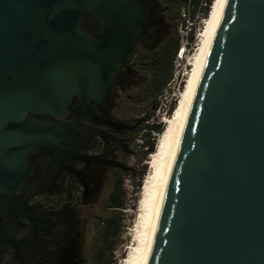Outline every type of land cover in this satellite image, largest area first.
<instances>
[{
    "label": "water",
    "instance_id": "95a60500",
    "mask_svg": "<svg viewBox=\"0 0 264 264\" xmlns=\"http://www.w3.org/2000/svg\"><path fill=\"white\" fill-rule=\"evenodd\" d=\"M129 0H0V202L77 97L110 102L138 47ZM95 17L98 36L86 31ZM147 264H264V0H226Z\"/></svg>",
    "mask_w": 264,
    "mask_h": 264
},
{
    "label": "flooded vegetation",
    "instance_id": "af4514ba",
    "mask_svg": "<svg viewBox=\"0 0 264 264\" xmlns=\"http://www.w3.org/2000/svg\"><path fill=\"white\" fill-rule=\"evenodd\" d=\"M129 1V19L142 23L138 47L118 75L114 98L83 105L73 97L60 119L31 114L57 125V133L51 146L38 145L27 155L21 186L0 202V264L95 263L113 246L111 211L124 203L123 181L134 170L129 159L144 121L129 110L134 99L128 90L138 73H153L156 45L183 0ZM96 21L85 13L82 26L98 36Z\"/></svg>",
    "mask_w": 264,
    "mask_h": 264
},
{
    "label": "rangeland",
    "instance_id": "374dc122",
    "mask_svg": "<svg viewBox=\"0 0 264 264\" xmlns=\"http://www.w3.org/2000/svg\"><path fill=\"white\" fill-rule=\"evenodd\" d=\"M203 10L202 0H199L198 4L193 3L192 0H183L177 3L172 12L167 35L156 45V52H163V58H167L173 52L172 44L178 43L173 59L172 77L165 87L160 89V91H156V85L158 84L152 73L140 72L134 80L133 86L128 90V93L134 99L129 102V110L135 112L144 121L138 128L134 152L129 159L130 165L134 170L125 175L123 181V207L119 210L111 211V216L115 218V221L119 222V232L113 237L112 248L104 251L101 255V262L110 261V264H125L122 259L127 256L130 247L135 243L133 240V229L137 215L139 193L143 179L148 171L147 161L150 155V153H144L145 148L142 143L145 140L142 135L151 130L147 127L148 125L162 123L164 127L163 119L168 117L175 107L179 93L184 88L187 73L192 68V66L187 64V58L197 47L198 34L204 23L201 18H206ZM182 47L185 48V52L182 57H179V51ZM150 132L155 137L156 144L160 133H156L153 130ZM93 252L96 253L97 258L98 250ZM95 263L97 264V261ZM95 263L91 259L87 264Z\"/></svg>",
    "mask_w": 264,
    "mask_h": 264
},
{
    "label": "bare ground",
    "instance_id": "6f19581e",
    "mask_svg": "<svg viewBox=\"0 0 264 264\" xmlns=\"http://www.w3.org/2000/svg\"><path fill=\"white\" fill-rule=\"evenodd\" d=\"M225 3L226 0H213L198 34L197 47L187 58V64L192 68L187 73L184 88L179 93L172 113L163 119V130L158 135L154 151L148 157V171L140 188L133 229L135 243L122 259L125 264H147L182 130Z\"/></svg>",
    "mask_w": 264,
    "mask_h": 264
},
{
    "label": "trees",
    "instance_id": "16d2710c",
    "mask_svg": "<svg viewBox=\"0 0 264 264\" xmlns=\"http://www.w3.org/2000/svg\"><path fill=\"white\" fill-rule=\"evenodd\" d=\"M193 3L198 4L199 0H192ZM213 0H206L205 3V7H204V14H206V16L208 15L210 6L212 4ZM172 54L167 57V58H163L164 53H159L156 52V65L154 66V71L152 73V76L156 79V83L158 85H156V91H160V89H162L163 87H165L166 83L171 79L172 77V71H173V59L175 56V52L177 51L178 48V43L175 42L174 44H172ZM168 55V54H167ZM157 106V104H156ZM149 129H151L150 131H155L156 133H160L163 130V125L162 123H156L153 125H148L147 126ZM146 132L142 135V137L144 138V142L142 143V146L145 148L144 153H151L154 151L155 148V137L151 135V132ZM119 207L122 208L123 207V203L120 202L119 203ZM119 222L117 221V223H115V218H112V234L113 236H115L118 232H119ZM97 264H110V261L107 262H101L100 259H98Z\"/></svg>",
    "mask_w": 264,
    "mask_h": 264
},
{
    "label": "built area",
    "instance_id": "2783aa9c",
    "mask_svg": "<svg viewBox=\"0 0 264 264\" xmlns=\"http://www.w3.org/2000/svg\"><path fill=\"white\" fill-rule=\"evenodd\" d=\"M205 1H206V0H202V4H203L204 7H205V5H206ZM201 20L204 21L203 18H201ZM179 52H180V56H179V57H182V55H183L184 52H185V48H184V47L180 48V51H179Z\"/></svg>",
    "mask_w": 264,
    "mask_h": 264
}]
</instances>
